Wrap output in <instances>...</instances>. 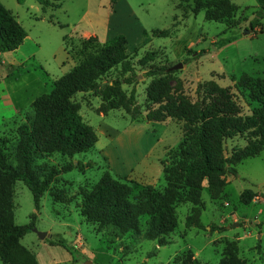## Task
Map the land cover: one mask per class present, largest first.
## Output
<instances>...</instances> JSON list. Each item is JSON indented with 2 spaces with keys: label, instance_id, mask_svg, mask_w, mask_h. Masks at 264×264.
<instances>
[{
  "label": "rangeland",
  "instance_id": "rangeland-1",
  "mask_svg": "<svg viewBox=\"0 0 264 264\" xmlns=\"http://www.w3.org/2000/svg\"><path fill=\"white\" fill-rule=\"evenodd\" d=\"M45 1L60 7L46 8L37 0H23L22 5L17 0H0L27 33L17 51L0 52V147L16 156L13 144L19 139L18 130L27 124L32 106L67 74H63V67L70 72L77 66L81 42L92 39L103 45L93 36L86 38L75 32H100L109 27L114 33H123L128 41L127 60L98 82L99 86L114 85V110L99 113L102 100L92 92L76 94L71 100L98 144L89 150L82 146L69 159L61 152L59 129L36 126L32 134L28 150L31 167L61 169L71 163L88 167L61 175L43 195L38 213L22 182H1L11 195L14 225L27 226L36 215L34 228L8 245L7 263L176 264L178 258L191 255L200 264H219L227 244L235 243L238 258L245 264H264V151L236 164L235 174L226 175V187L215 196L208 190L207 180L201 183L204 208L196 215L202 230L185 226L194 207L179 204L173 214L177 227L158 240L147 241L131 233L111 237L108 230L82 217L79 196L99 192L105 206L114 202L124 206L127 201L135 212L142 188L165 190L162 171L170 165V156L180 151V144L186 142L181 151L193 161L195 149L189 139L197 136L203 125L213 137L221 116L245 134L222 140L219 146L211 142L212 162L219 165L240 156L264 106V13L259 12L257 0H203L201 9L192 0H127L145 23L149 38L143 36L144 43L135 24L122 20L124 9L114 14L109 0ZM204 14L214 22L206 21ZM254 22L258 25L251 31L250 23ZM155 31L169 36L151 37ZM224 40L234 41L223 46ZM178 64L182 67L172 70ZM160 68H165V73L157 72ZM125 107L136 109V121H131ZM102 116H109L107 120L119 138L108 141L104 137L112 134L100 135L97 124ZM201 116L204 121H199ZM101 149L118 155L114 156V169ZM126 165L134 166L131 172ZM105 173L129 191L111 190L102 182ZM143 210L148 212L146 206ZM139 222L144 227L149 216ZM34 229L45 233V239L40 240ZM50 242L65 243L75 261Z\"/></svg>",
  "mask_w": 264,
  "mask_h": 264
},
{
  "label": "trees",
  "instance_id": "trees-1",
  "mask_svg": "<svg viewBox=\"0 0 264 264\" xmlns=\"http://www.w3.org/2000/svg\"><path fill=\"white\" fill-rule=\"evenodd\" d=\"M118 1L110 0L109 8L113 10ZM37 2L46 8L57 9L60 7L58 4L45 0H37ZM17 3L22 5L23 0H17ZM192 3L196 8L201 9L203 0H192ZM257 3L259 12L264 13V0H257ZM204 18L206 21L214 22L208 15L205 16L204 14ZM257 25L258 22L250 23V30H254ZM59 27L64 28V26ZM168 36L167 32L160 31L151 34V37L157 38H167ZM26 38V31L0 4V52L17 51ZM63 40H66L65 37ZM233 41L224 40L223 46ZM126 45V40L122 36L101 46L97 42L94 43L92 39L81 42L80 59L77 66L54 82L50 94L32 106L27 124L18 130L19 139L13 144L16 156L12 151L0 147V262L2 264H8L4 258L8 245L24 238L34 228L36 215L31 216V224L27 226L14 225L11 220V195L7 192V188L1 185V182H22L31 193L35 212L38 213L43 195L52 184L57 182L61 175L76 168L88 167L81 163H71L68 167L61 169L48 165L39 168L31 167L28 162V150L32 146V134L36 126L59 129L62 133L61 152L69 159H72L82 146L86 150L91 149L97 143V139L92 128L82 121L78 108L71 100L76 94L92 92L102 100L99 113L106 115L114 110L115 106L111 101L114 85L113 87L107 84L99 86L98 82L111 69L127 60ZM165 71V68L157 70L159 73H165ZM133 96L134 94L131 92L130 99H133ZM124 109L130 115L132 122L138 119L136 109L135 111H131L130 107ZM258 115L257 125L251 132L247 146L240 156H236L232 160H225L219 165L212 162L211 142L219 146L222 140L245 134L241 127L230 125L224 117H218L214 126L213 137L208 134L203 125L198 135L191 140L189 139L191 146L195 149L193 161H189L181 151L186 142L180 144V151L174 152L170 156V165L164 167L162 171L164 181L167 183L163 192L156 190L153 186L142 188L139 192L140 198L135 203V212L130 208L131 206L127 201L124 206L118 202L105 206L102 193L97 192L94 195L83 193L79 195L82 198L80 208L82 217L87 222L97 224L99 228L105 229V231L108 230L111 237H114V233L118 234V238L131 233L144 240L155 241L170 234L177 227V222L173 219L177 205L191 204L194 207V212L187 217L185 226L202 230L203 226L196 215L197 210L204 208L203 203L200 202L201 183L207 180V188L211 195L215 196L226 187V175L235 174L234 166L236 164L249 158H256L264 151V106ZM199 121H204L202 116ZM102 182L108 183L110 189L117 193L129 191L127 186L112 179L108 173L103 175ZM143 206L147 207L148 212H144ZM145 215L149 216V222L142 227L139 221ZM214 231L213 229L212 232ZM49 245L62 248L72 257L73 262L75 261L71 249L65 243L50 242ZM237 254L236 244H227L219 264H245L238 258ZM176 264H200V262L191 255H185L178 258Z\"/></svg>",
  "mask_w": 264,
  "mask_h": 264
},
{
  "label": "crops",
  "instance_id": "crops-1",
  "mask_svg": "<svg viewBox=\"0 0 264 264\" xmlns=\"http://www.w3.org/2000/svg\"><path fill=\"white\" fill-rule=\"evenodd\" d=\"M109 2H110V0H109ZM176 6H175V8H176ZM120 8H123L124 11H125L124 15L122 16V20L126 24H135V29L138 32L140 31L141 37L143 38V36H146L145 38L148 39L149 36L147 34V31L145 30V27L143 26V24H145V23L137 16V14L135 13L134 9L132 8V6L129 4V2L127 0H119L117 2V4L115 5V7H114L113 10H111L110 8L109 9L114 14H116L119 11ZM76 33H78L79 36L86 37V38L93 36V37L97 38L98 41L101 44H103V45L112 42L115 38H117L119 36L125 37L123 35V33H121V32H117V33L112 32L109 27L105 28L103 31H100V32L97 31V30L91 29V30H86V31H82L81 30L79 32H75V34ZM125 39L127 40L126 37H125ZM144 40L145 39L143 38V40H142L143 43H144ZM127 44H128V41H127ZM63 70H64V73L63 74H66V73L69 72V70H68L67 67H63ZM108 117L109 116L98 117L99 118V121H98V124H97V128L101 131L100 132L101 133L100 134L101 136H102V134H104V135L112 134L111 137H109V138L104 137L108 141H112L116 137L119 138L120 136H119V133L114 130L111 122L107 120ZM128 129H130V127ZM102 132H104V133H102ZM98 142H99V140H98ZM98 142H97V144H98ZM123 149L124 148H121L120 149L121 155H122ZM101 153H102L103 156H105L108 159L110 169L111 168L114 169V164H113V162H115V159H114L115 157L114 156H118V155L115 154L113 150H109V149H105V150L101 149ZM133 167L134 166H129V167L127 165L125 166L126 169L128 168V172L129 171L131 172ZM126 173H127V171H125V174Z\"/></svg>",
  "mask_w": 264,
  "mask_h": 264
},
{
  "label": "water",
  "instance_id": "water-1",
  "mask_svg": "<svg viewBox=\"0 0 264 264\" xmlns=\"http://www.w3.org/2000/svg\"><path fill=\"white\" fill-rule=\"evenodd\" d=\"M181 67H182V65H181V64H178V65L174 66V67L172 68V70H178V69H180ZM33 232H35V233L37 234V236H38V238H39L40 240H43V239H45V237H46V234H45V233H39V232H37L35 229L33 230ZM86 264H88V263H86Z\"/></svg>",
  "mask_w": 264,
  "mask_h": 264
}]
</instances>
